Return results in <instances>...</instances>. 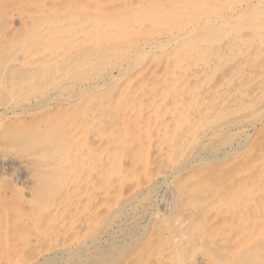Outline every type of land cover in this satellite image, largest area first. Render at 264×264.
I'll return each mask as SVG.
<instances>
[{"label": "bare ground", "instance_id": "bare-ground-1", "mask_svg": "<svg viewBox=\"0 0 264 264\" xmlns=\"http://www.w3.org/2000/svg\"><path fill=\"white\" fill-rule=\"evenodd\" d=\"M1 8L13 26L22 27L13 33L14 43L8 39L10 51L5 47L0 56V124L10 116L37 114L38 66L66 61L86 46L94 53L123 54L110 73L69 79L64 96L54 97L58 106L40 117L43 127H62L67 138L64 150L55 154L56 161H63L61 167L54 162L50 166L57 181L70 179L60 198L63 203L55 201L50 213L51 220L61 224L60 232L50 235L69 236L45 248L38 245V199L33 197L24 199L29 235L21 226L10 232V213L18 222L25 215L17 205L8 208L0 192V264H104L112 260L110 249L116 243L122 254L124 245L143 238L150 241L145 248H160L151 256L163 264L176 249L174 229L186 226L192 213L197 217L192 214L191 239L198 243L215 235L219 242L210 249L223 246L228 235L221 236L222 229L214 234L207 215L219 216L215 225L235 229L246 218L242 211H230L231 206L249 205L258 213L264 203V173L257 174L258 162L252 160V168L236 173L223 167L211 173L198 170L212 161L243 159L250 132L264 120V0H0ZM42 41L47 44L38 48ZM146 53L164 54L171 64L158 76L144 77L133 59ZM154 76L159 93L135 86L136 79L152 82ZM36 118L32 128L38 131ZM259 165L262 170L264 161ZM199 178L206 182L202 188L218 187L210 199L194 195ZM167 187L174 189L181 208L162 210L159 204ZM206 200L214 205L204 206ZM155 217L162 224L149 235ZM152 236L158 238L151 244ZM205 251H200L205 256L201 259L207 261ZM152 258L149 255L148 262ZM200 260L198 264H204Z\"/></svg>", "mask_w": 264, "mask_h": 264}, {"label": "rangeland", "instance_id": "rangeland-1", "mask_svg": "<svg viewBox=\"0 0 264 264\" xmlns=\"http://www.w3.org/2000/svg\"><path fill=\"white\" fill-rule=\"evenodd\" d=\"M3 11H5V10L3 8H1L0 9V43H1L0 44V56L3 53V51H6V50L10 51L9 47H11V42L14 43L16 35L21 32V31H19V29H21V27H22V24H16L13 26V24L10 23V20L7 19L8 18L7 12L6 11L3 12ZM248 17H250V16H248ZM20 25H21V27H20ZM10 27H12L13 29ZM13 33H16V35H14ZM9 36H10V38H9ZM149 36H151V34ZM3 37H7V40H6V38H3ZM11 38H12V41L10 42ZM8 39H10V40H8ZM8 41H9L10 45H8ZM5 42H7V44ZM45 42L46 41H44V42L42 41V44L38 43V48H42L44 45H46L47 43L44 44ZM6 45L9 47H7ZM5 47H7L8 49H6ZM78 47H80V46H78ZM86 48H87V50H86ZM40 50H42V49H40ZM82 51H85V52H82ZM95 51L96 52L94 53V49L90 48L89 46H86L85 48L84 47L78 48V50L76 49V51H74L73 55L71 56L72 60H71V58H68L70 61L68 59H66V61H65V59H64L62 62L59 63V62L47 60L48 64L46 63L47 65H45V67L38 66V73H35L36 77L38 75V92H40V95L38 97L39 106H38V111L36 112L38 115L37 114H35V115L25 114V115H20L19 118L10 116L6 120L2 121V123L0 124L1 125L0 128H3V132L2 131L0 132L1 133L0 134V192L3 193V195L5 196V203H6V206L8 208L9 207L11 208L12 205H13L12 208H15L14 205H17L21 209L22 213L25 215V216H22L21 221L18 222V220L20 218L14 220V219H12L13 214L10 213L11 216H9V219H8L9 231L10 232L14 231L16 227H18V229H19V227L21 226L20 229L23 227L22 229L29 235L30 229H29V227L27 228L25 225L29 226L30 224L24 223L26 221L25 217L27 216V213H29V205L26 203V200H24V199L29 200L32 197L37 198L38 199V209H37V212H38V216H37L38 235L37 236L39 237L38 238V245L42 246L41 248H45V247L50 246L51 244L58 243L62 237H65V236L68 237L69 236V235H62V237H61V235H50L51 233L59 234V232H60L59 226H61L59 221H52L51 220L50 213L52 214L54 211V207H56L54 202L60 200V198L63 197V195H65V188L64 187L69 184L68 182L70 179L61 177L62 179L57 181V175L54 173L53 169L51 168L52 167L51 164H53V162L55 164L54 166H58V168L61 167V165H59L58 163L63 162V161H56V157H55V156H57L55 154H58L59 151L61 152L66 147V141L65 140H67V138H65L63 130H60V129H62V127L58 128L56 130H51L49 125L46 127H43L40 124V122H42V118H40V117L44 113L52 111L55 109L56 106H58L56 104V102L54 101V99L58 96L59 97L64 96V94L66 93V90H67L66 87H67L69 79L81 81V80L88 78V77H91V76H95V75L100 76L105 71L106 72L108 71V73H110L111 68L113 71V70H115L116 67L118 68V66L120 65L119 64L120 58H122L121 54H123V53L119 52L118 50H115L112 53H109V52L104 51V50H99V52L97 50H95ZM80 53L81 54L83 53L82 56ZM92 53H93V55H92ZM102 53L105 55H103ZM84 55L85 56L88 55L87 58ZM90 55H91V58H90ZM153 55H155V54H149V53L147 54L146 53L140 57H134L133 60H135V58H137L138 62L136 60L133 65L138 67L140 70L142 69V71H144V72L141 71L143 74L142 76H144L145 73L147 76H148V73L151 74L152 76L153 75L158 76L161 74V71L163 72V70L167 69L170 66L171 61L170 60L168 61L169 58L167 56H165L164 54L162 55L160 53L159 55L157 54V56L156 55L153 56ZM102 56H104V57H102ZM78 58L79 59L81 58V59L79 60ZM96 61H98V62H96ZM141 61H142V63H141ZM137 63H139V64H137ZM115 65H117V66H115ZM167 65H168V67H167ZM139 69H137V70H139ZM152 71H154V72H152ZM97 73H98V75H97ZM132 74H133V76H132ZM132 74L130 76L134 77L135 76L134 73H132ZM147 78L151 79V76H148ZM147 78H145V80L142 79L141 81L136 79L135 80V82H136L135 86L145 85L148 88H154L153 90H157V92H158V90L160 89V86L157 82L158 79L154 76V78H152V82H149L151 80L150 79L148 80ZM144 81H146L147 84H145ZM155 84H157V85H155ZM245 85L246 84H242V88H246ZM155 86L156 87L158 86V87L155 88ZM110 87H112V85H110ZM119 88H122L121 85L119 86ZM260 89H261V92L264 91V88L262 89V87H260ZM55 92H58L60 94H57ZM46 95H47V97H46ZM44 96H45V98H44ZM42 98H44V100ZM46 98L48 101L46 100ZM49 100H50V102H49ZM262 115H264V113ZM36 117H38V131H36L32 128L34 125L35 126L37 125L36 124L37 123ZM22 126L28 127L29 130H27V129L24 130L22 128ZM14 131L18 132V133H15ZM7 134H9V135H7ZM61 135H63V136H61ZM8 139L10 140V142L7 141ZM11 139H13V140H11ZM2 141H3V143H2ZM23 141H25V142H23ZM37 155H38V157H37ZM34 156H36V157H34ZM53 158H55V159H53ZM263 158H264V120L261 123H259L255 129H253L250 132V136L248 137V141L245 145V155H244L243 159L241 158V159H237V160L235 159L234 160L233 157L232 158L229 157L228 159L222 160L220 162L219 161H212L209 164H207L205 167H203L202 169H199L198 172H201V171H204V172L208 171L209 172V170H210V173H211V170L214 171L220 167H223V169H225V168L229 169V170L232 169V171H230L231 173H236L239 170H243L244 168H247V166L252 168L249 165V162H252V160H254L255 163L258 162L257 163L258 165L256 166L257 168L259 167L258 170L256 169L257 174H260V173L263 174L264 172H261V171H264V167L263 168L261 167L262 170H260V165H259L261 162L264 161ZM241 167H242V169H241ZM51 171L53 172V174ZM246 176L249 177L250 173L248 172L246 174ZM239 180L240 179H236V181H239ZM204 182H205L204 178H199L198 181H196L195 185L198 186L197 187L198 190H196V191H198V192H196L197 194H194V195H196V196L203 195V197H205L206 199H210L209 193H211V191L215 185H213V187L204 186L202 188V186H200V184L204 183ZM187 186L190 187L193 185H187ZM196 186H195V188H196ZM215 187L218 188L217 186H215ZM171 189H173V188L167 187V189L165 188V190H163L164 192H162V193H164L163 195H165V196L161 195V201H160V202H162V203L164 202V203L162 205L159 204L160 207L162 208V210L164 208H166L167 209V210L165 209L166 211H170V210L172 211L173 209H175V207L181 208L180 207L181 205L177 204L178 203L177 199L174 196V194H175L174 189L173 190H171ZM199 191H200V193L202 192L203 194H200ZM206 192H207V194H206ZM19 194H21V195H19ZM62 203H63L62 200H60V201H58L57 205L60 206ZM174 203H176V205ZM261 204L259 207L257 206L258 208H257L256 212H258V213H254L253 209H251L249 205H244V206H235L234 205L235 207L231 206L230 211H233V212L242 211L244 213V217L246 218V220L241 222V224L237 222L236 224H239V225H237L235 229L234 228L230 229L229 228L230 226L222 225L221 223L220 224L222 227L219 228L220 224H216V225L214 224V222L217 221V219L219 221V219H220L219 216H216L215 214H213V216L207 215V217H208L207 221H208L209 225L211 224V226L210 227L206 226V227H209L210 229H216L215 231H213L214 234H216L218 232V229L219 230L222 229L218 233H220L221 236L222 235H228V238L225 241L226 243H224L223 246L214 247L215 249H210V248H212L213 245H215L213 242H219L218 240H215V238L213 239V237H215V235H212V237H209L208 240H205L203 242H198V243L195 242L194 243V241H192V239H191L192 238L191 228L194 225V222H192V220H194L193 215H195L197 217V214L192 213L193 215L191 214V216L193 217V219L187 220L186 226L179 227V229L175 228L174 230H176V231L173 230L174 233L176 232V234H177V235H172V237H176L175 238L176 239L175 240L176 249H175V251H173V253L171 255V259L164 261L163 264H185V263L186 264H198V261L202 257H205L203 254H200L201 250H203V251L206 250L207 252L209 251L208 255L206 256V257H208V260L204 261V260H202L203 258L201 259L202 262H204V264H225V263L226 264H262V263L264 264V227H262V226H264V216H262L263 214H259V212H261V213L264 212V209H263L264 203L262 202ZM212 205H214V202L207 201V200L204 204V206H209V207H211ZM262 206H263V208H262ZM209 207H206V208H209ZM197 211H196V213H198ZM183 217H184V215H183ZM158 219H156V217H155L154 219H151L153 221V223H152V221L149 222V223H151L148 225L149 226L148 227L149 228V231H148L149 235L157 232V226H156L157 224H159V225L162 224ZM250 219H252V220H250ZM23 220H25V221H23ZM232 220L234 221V219H232ZM235 221H236V219H235ZM15 223H17V224H15ZM168 227H169V225H167V227H166L167 229H165V231H167L170 228V227L169 228ZM187 229H190V230H188V232H187ZM179 231L181 234H179ZM247 232L249 234L254 232L256 235L255 236L245 235ZM185 235H187V237ZM229 235H230V237H229ZM261 235H262V237H261ZM78 236H81V235H78ZM158 236L157 237L152 236L153 239H151V244L154 242V239H156V241H157ZM206 236L207 235H203V237H206ZM257 237H260V238H257ZM144 239L145 238L139 240L137 243L135 242L132 244L130 243L128 245H124L120 251L122 254L117 253V252H119V250L116 248V246L118 244V243H116V246L114 248L110 249L111 255L113 254V256H111L112 260H108V262L107 263L104 262V264H129V263L130 264H133V263L134 264H140V263L141 264H147V263L148 264H159V262L157 260L153 259L152 256L156 255L158 252H160V248H157L156 251H155V248H153V249L148 248V247L145 248L147 241H146V239L145 240ZM252 239H254V240H252ZM246 241H248V242H246ZM149 242L150 241H148L147 244ZM178 242L180 244H178ZM207 242H208V245H207ZM244 242H245V244H244ZM203 244H205L207 246H205V245L203 246ZM30 245H31V243L30 244L28 243L25 245V247H28ZM216 245H219V244H216ZM202 246H203V248H202ZM242 246H243V248H242ZM185 248H187V249H185ZM224 248L226 249V251ZM193 249H195V250H193ZM227 249H229L228 252H227ZM105 252H107V254H108L109 250L105 251ZM132 254H134L136 256V258L134 255L130 256ZM215 254H216V256H215ZM217 254H219V255L217 256ZM115 255H117V257ZM149 255L152 258V260H151L152 263L150 261L148 262ZM199 255H201L200 258L198 257ZM225 255H227V256H225ZM257 255H258V257H257ZM254 257H255V259L258 258V260H256V261L252 260V259H254ZM259 257H261V258H259ZM138 258H140V259L138 260ZM143 260H144V263H143ZM140 261H142V262H140ZM261 261H262V263H261ZM165 262H167V263H165ZM176 262H178V263H176ZM96 264H98V263H96Z\"/></svg>", "mask_w": 264, "mask_h": 264}]
</instances>
